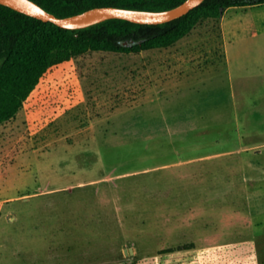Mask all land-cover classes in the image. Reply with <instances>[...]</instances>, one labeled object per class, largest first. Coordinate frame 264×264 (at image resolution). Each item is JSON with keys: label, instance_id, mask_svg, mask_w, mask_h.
<instances>
[{"label": "rangeland", "instance_id": "obj_1", "mask_svg": "<svg viewBox=\"0 0 264 264\" xmlns=\"http://www.w3.org/2000/svg\"><path fill=\"white\" fill-rule=\"evenodd\" d=\"M0 264H264V3L51 66L0 123Z\"/></svg>", "mask_w": 264, "mask_h": 264}, {"label": "trees", "instance_id": "obj_2", "mask_svg": "<svg viewBox=\"0 0 264 264\" xmlns=\"http://www.w3.org/2000/svg\"><path fill=\"white\" fill-rule=\"evenodd\" d=\"M35 1L59 16H68L104 5L162 10L184 0ZM263 3L264 0H204L187 14L163 23L110 18L79 28L62 27L0 3V123L17 114L45 72L55 64L89 50L141 51L170 46L203 18L220 17L232 6Z\"/></svg>", "mask_w": 264, "mask_h": 264}, {"label": "water", "instance_id": "obj_3", "mask_svg": "<svg viewBox=\"0 0 264 264\" xmlns=\"http://www.w3.org/2000/svg\"><path fill=\"white\" fill-rule=\"evenodd\" d=\"M203 1L204 0H184L174 7L162 10H146L117 5H104L95 6L68 16H59L47 10L35 0H0V3L42 20L54 22L62 27L79 28L90 26L110 18H124L141 23H163L187 14ZM124 43L128 44L126 41Z\"/></svg>", "mask_w": 264, "mask_h": 264}]
</instances>
